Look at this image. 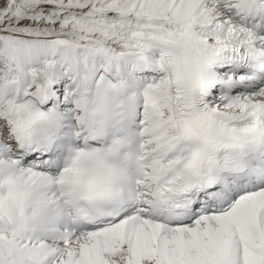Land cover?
<instances>
[{
  "label": "snow or ice",
  "instance_id": "obj_1",
  "mask_svg": "<svg viewBox=\"0 0 264 264\" xmlns=\"http://www.w3.org/2000/svg\"><path fill=\"white\" fill-rule=\"evenodd\" d=\"M0 264H264V0H0Z\"/></svg>",
  "mask_w": 264,
  "mask_h": 264
}]
</instances>
